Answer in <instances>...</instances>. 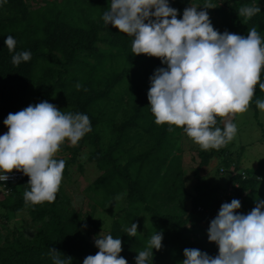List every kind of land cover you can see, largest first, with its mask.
<instances>
[{
  "label": "trees",
  "instance_id": "16d2710c",
  "mask_svg": "<svg viewBox=\"0 0 264 264\" xmlns=\"http://www.w3.org/2000/svg\"><path fill=\"white\" fill-rule=\"evenodd\" d=\"M110 2L5 0L0 4V135L8 131L4 120L9 113L42 101L65 113L87 114L92 131L71 150L73 156L66 162L63 174L67 175L72 165L77 166L87 150L83 156L100 172L94 187L87 189L94 195L93 200L105 207L117 203V196H125L126 216L115 223L113 238L122 239L120 255L128 264H136L138 252L145 250L156 232H162L164 238L162 249H153V264H182L186 248L215 257L219 249L215 242H210L208 229L224 203L223 188L197 174L196 194L186 192V172L176 154L182 128L171 126L170 131L168 124H157L148 100L150 78L157 69L167 66L158 57L133 54V37L105 25L102 17ZM194 2L170 0V5L179 10L178 18L182 19L185 8ZM212 3L216 6L213 12L221 19L220 26L225 27L213 22L219 32L243 36L256 27L264 35V0ZM244 6H258L262 10L248 19L238 14ZM8 35L17 41L14 52L5 44ZM22 51H30L31 60L14 65L13 56ZM261 80L264 82V75ZM77 84L83 87L77 89ZM257 99L264 100V91L258 85L252 103L256 105ZM225 119L217 117V127L223 129ZM106 136H110L108 141ZM217 152L214 149L211 154L201 153L203 165L207 166ZM260 165L264 171V161ZM77 167L83 173L84 165ZM245 171L246 178L239 174L230 185H238L236 198L242 204L238 212L248 214L253 206L250 202L256 200L264 182V172ZM15 172L20 171L12 173ZM29 180L27 177L9 185V195L0 192V220L9 221L27 208L33 222L41 224L39 233L32 240L23 235L14 241L8 239L0 248V264H54L53 256L57 253L52 249L68 264H83L88 255L97 254L98 247L89 243L81 231L82 227L100 228L96 206L83 219L66 209L61 188L55 202L26 204L24 192L30 190ZM141 215L149 220L148 231L130 239L126 229ZM200 235L204 237L191 241V236Z\"/></svg>",
  "mask_w": 264,
  "mask_h": 264
},
{
  "label": "clouds",
  "instance_id": "9594fccd",
  "mask_svg": "<svg viewBox=\"0 0 264 264\" xmlns=\"http://www.w3.org/2000/svg\"><path fill=\"white\" fill-rule=\"evenodd\" d=\"M5 0H0V4ZM185 8L182 19L170 0H111L103 14L105 25L133 37V54L158 57L167 67L159 68L150 78L148 100L157 124L180 127L202 150L227 146L237 135V125L227 119L223 129L217 117H231L249 110L256 87L264 91V35L256 27L247 35L216 30L207 9L216 8L212 0ZM258 6H244L239 16L251 19L261 12ZM5 44L15 51L17 41L8 35ZM32 58L30 51L18 52L12 63L19 66ZM77 89L83 87L76 85ZM256 107L264 112V100ZM4 124L8 131L0 135V192L9 185L30 177L25 203L37 205L55 202L66 167L57 153L65 143L76 146L92 131L84 113H65L56 105L42 101L9 113ZM20 171L27 177L3 188L1 181L9 173ZM15 172V173H20ZM121 197L117 196L116 200ZM238 199L222 204L208 229L210 242L218 245L219 254L210 256L195 248H186L182 264H264V200L248 214L238 212ZM139 225L126 229L136 237ZM163 233L151 236L147 247L138 252L136 264H153V249L163 247ZM99 251L88 255L83 264H128L121 256L122 239L100 235L95 239ZM54 264H68L58 251ZM70 258V257H69Z\"/></svg>",
  "mask_w": 264,
  "mask_h": 264
},
{
  "label": "rangeland",
  "instance_id": "374dc122",
  "mask_svg": "<svg viewBox=\"0 0 264 264\" xmlns=\"http://www.w3.org/2000/svg\"><path fill=\"white\" fill-rule=\"evenodd\" d=\"M41 2V1H39ZM204 1L195 0L194 5H201L200 10H204L202 5ZM211 22L216 26L221 25V19L216 17L213 12L214 8L207 9ZM214 26V25H213ZM225 29V27L220 26ZM231 119L237 125L238 132L235 138L225 147L218 150L214 159L210 160L209 164L203 165V158L201 153L211 154L214 149L202 150L201 147L193 142L191 138L182 129V140L178 143L176 148V154L181 157L182 168L186 172L185 183L186 192L190 195L196 194L195 187L198 184V175L202 178L210 181L214 186H221L223 193L221 198L225 203L226 200L231 202L236 198V190L238 185H230V181L233 177L242 174L244 178L246 175L245 170H260V162L264 161V112L259 110L254 103L251 102L250 108L244 113H237L234 116L226 117ZM110 136H106L108 141ZM78 146H71L69 143H65L61 146L60 151L57 153L58 159H64L66 162L72 159V149ZM87 152L83 153V155ZM80 157L78 165H84V171L81 173L80 168L76 165H72L68 170V174H63V181L61 189L64 192L63 200L66 201V209L68 211H75L81 215L82 218H87L93 211V207L96 206V218L100 220V228H87L82 227L81 231L84 238L94 245L95 239L100 235H113V228L116 222H121L124 216H126V209L128 207V201L125 198H121L117 203H109L105 207L101 206L98 201L93 200L94 195L88 192L87 189L94 187V181L99 176L100 172L95 167L87 162L86 157ZM125 163V162H123ZM264 172V171H263ZM263 178L264 175L262 174ZM11 191H4L5 195H9ZM70 199V204L68 203ZM255 199L251 200L253 205L251 209L255 208L258 200H264V182L259 186L258 194ZM228 202V203H229ZM4 215V211H3ZM8 222V223H7ZM148 218L145 215H141L136 224L139 225L137 236H143L147 233ZM41 224L33 222L28 209H24L15 214L11 220H0V248L4 247L7 240L14 241L15 237L23 235L24 238L34 239L40 230ZM200 236H191V241L200 240L203 238ZM130 239L133 237H129ZM130 255V254H129Z\"/></svg>",
  "mask_w": 264,
  "mask_h": 264
},
{
  "label": "built area",
  "instance_id": "2783aa9c",
  "mask_svg": "<svg viewBox=\"0 0 264 264\" xmlns=\"http://www.w3.org/2000/svg\"><path fill=\"white\" fill-rule=\"evenodd\" d=\"M25 1H28V2H30V1H33V0H25ZM27 176L26 175H24L23 173H9V180L7 181V182H5V181H1V183H2V186H3V188H7V185L8 184H12V183H15V182H17L18 180H20V179H24V178H26ZM225 202H228V200H226Z\"/></svg>",
  "mask_w": 264,
  "mask_h": 264
}]
</instances>
